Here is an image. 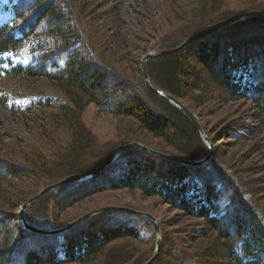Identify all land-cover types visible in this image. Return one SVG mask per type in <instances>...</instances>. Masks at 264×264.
<instances>
[{
    "label": "trees",
    "instance_id": "1",
    "mask_svg": "<svg viewBox=\"0 0 264 264\" xmlns=\"http://www.w3.org/2000/svg\"><path fill=\"white\" fill-rule=\"evenodd\" d=\"M195 2L180 7L187 10L190 22H184L183 16L176 30L162 34L160 54L148 62L152 84L185 105L189 101L201 106L211 95L229 103L249 101L251 118L259 123L257 133L264 137V17H247L176 52H165L236 14L264 13V0H248L238 7L230 6L232 0L230 5L226 0ZM125 8L123 3L108 7L104 39L96 34L97 10L90 0H15L10 7L13 20L0 24V74L5 68L12 76L48 79L67 98L60 109L72 133L70 145L54 148L47 158L32 163L37 172L45 174L44 185L91 174L118 145L136 142L144 135L160 140L166 148L161 151L177 157L202 160L209 154L188 116L153 92L142 75L139 82L132 81L116 60L110 59L108 50L116 48L126 54L123 50L130 47L127 40L133 35L125 31ZM24 55L30 58L29 64L14 63L13 59ZM126 58L131 59L127 54ZM10 100L8 93L0 92V106H7ZM90 103L129 119L131 131L123 136L129 140L98 150L100 145L81 118ZM221 134L213 137V144L224 138ZM235 136L239 134L231 135ZM255 145L264 149V143L255 141ZM119 156L101 173L67 183L33 202L27 212L33 229L0 209V264H145L149 258L134 248L128 254L127 244L117 243L148 235L146 221L151 220L147 217L107 211L67 231L53 232L73 218L63 222L58 213L95 194L122 189L140 190L143 196L156 197L187 217L203 219L214 242L201 255L207 260L212 256L211 264H264V218L248 197L245 186L249 183H243L232 167L218 163L215 156L203 166L185 165L139 148L125 149ZM31 171L0 158V184L24 178ZM60 206L63 209L59 211ZM163 239L170 240L166 234ZM110 244L115 246L108 249ZM165 245L174 247L173 251L163 253L154 264H183L187 256H193L185 255V248L176 241ZM193 257L198 264L203 261L200 256Z\"/></svg>",
    "mask_w": 264,
    "mask_h": 264
},
{
    "label": "rangeland",
    "instance_id": "2",
    "mask_svg": "<svg viewBox=\"0 0 264 264\" xmlns=\"http://www.w3.org/2000/svg\"><path fill=\"white\" fill-rule=\"evenodd\" d=\"M229 1L231 0H226V4L230 5ZM245 1L248 0H232L230 6L238 7ZM90 2L97 10L95 16L98 21L96 34L102 36V39H104V33L109 24L106 18L108 7L115 3L126 5L122 13L125 31H129L133 36L127 40L130 47L123 51L131 59H127L126 54L116 48L108 50V54H110V59L116 60L117 67L135 82H139L141 75L143 76V57L148 53L155 52L158 55L160 48L158 44L163 40L162 34L166 31L168 34L176 30V25L179 24L178 22L183 16H185L184 20L188 18L187 10L183 12L180 7L196 3L195 0H90ZM224 7L226 8V5ZM12 17L7 0H0V23L10 21ZM190 21L189 18L184 22ZM191 37L184 39L183 43ZM204 37L206 36L202 38ZM18 62L28 63V58L24 55L18 58ZM199 73L205 77L202 72L199 71ZM0 92H6L11 96L7 106H0V158L25 169H32L24 178H15L9 180L8 183L0 184V209L11 212L13 216L22 219V207L31 197L43 188L62 181L61 179L44 185L46 183L44 182L45 174L43 176L41 172H37L38 169L32 163L38 158H47L53 153L54 148L62 149L70 145L72 133L67 122L62 118L60 109L61 104L66 102L67 98L59 86L48 79L12 76L5 72V68L0 74ZM187 103L189 106L188 104L186 106L198 116L204 132L213 145L214 155L212 158L215 156L214 159L217 158L218 163L232 167V171H237L236 174L243 179V183L245 181L249 183L245 186V190L264 218V149L258 150L255 145V141L264 143V137L257 133L259 123L251 118L250 102L243 100L229 103L221 96L211 95L210 98L206 97L202 101L201 106L194 105L189 101ZM81 118L83 124L94 135L96 143L100 145L98 150L112 147L117 142L129 140L123 138V136H129L124 135L126 132L130 133L131 131L129 119L108 113L94 103L86 106ZM221 131L223 134L220 136L224 138H219L220 140L213 144V137H216ZM236 134L239 136L231 137ZM254 134L255 138L252 136ZM201 137L211 152L212 148L209 142L202 135ZM136 143L147 145L158 151L166 149L160 140L145 135L137 139ZM121 146L125 147L126 144L118 145L117 148ZM125 149L128 148L125 147L120 151L123 152ZM112 155L113 153L106 158L104 164L109 161ZM119 157L118 154L110 162L117 161ZM59 187H54L45 195ZM140 192V190L122 189L98 193L67 208L64 213H58L57 217L65 219L63 220L65 222L72 217L73 221L99 207L115 205L134 208L138 213L132 214L151 220V223L146 221L150 232L148 235L142 234L141 240L126 239L116 242L117 245L127 244L129 249L126 250V253L131 254V248H134L144 258L150 259L155 253L158 240H160L161 248L158 257H161L164 255L163 253H171L174 249V247L165 244H174L176 241L185 248L183 252L185 255L200 256L203 259L200 264H211L214 260L212 256L207 257L209 259L207 260L201 255L204 253L202 250L212 247L214 242V237L209 236L210 230L205 228V221L187 217L179 210L169 208L168 205L161 203L158 198L143 196ZM31 205L25 210L26 217L27 212L32 208ZM61 209H63L62 206L58 210ZM67 215L71 216L67 218ZM204 232L208 234L204 235ZM164 234H166V238L170 239L169 241L163 239ZM28 244H30V240L26 245ZM114 244H110L108 249L113 248ZM193 256H187L183 264H198Z\"/></svg>",
    "mask_w": 264,
    "mask_h": 264
},
{
    "label": "water",
    "instance_id": "3",
    "mask_svg": "<svg viewBox=\"0 0 264 264\" xmlns=\"http://www.w3.org/2000/svg\"><path fill=\"white\" fill-rule=\"evenodd\" d=\"M252 16H260V17H264V13L263 12H257V11H253V12H245V13H240V14H236L226 20H223L222 22L218 23V24H214L206 29H204L203 31L199 32L198 34L194 35L193 37H191L190 39H188L185 43H183L182 45H180L179 47L175 48V49H171V50H168V51H165L167 53H172V52H176L178 50H180L181 48H183L184 46L190 44L191 42L199 39V38H202L203 36H206L214 31H218V30H221L225 27H228L232 24H235V23H238V22H241V21H244L247 17H252ZM160 54V53H159ZM158 54V55H159ZM162 54V53H161ZM154 56H157V54L155 53H148L142 60V69H143V75L145 77V80H146V83L148 85V87L153 91L155 92L156 94H158L159 96H161L163 99L167 100L168 102L172 103L173 105H175L177 108H179L186 116H188L189 119H191V121L196 125V127L198 128L199 132L201 133V135L209 142V145L210 147L212 148L211 152H209V154L202 160H190V159H185V158H182V157H177L175 155H171V154H168V153H164V152H161V151H158V150H154L152 148H150L149 146L147 145H144V144H141V143H132L130 145H126L125 147L127 148H130V147H139L141 149H143L144 151H147L149 153H152V154H155V155H158L160 157H163L165 159H168V160H171V161H175V162H178V163H182V164H185V165H191V166H197V165H202L204 164L206 161H208L209 159L212 158V156L214 155V148H213V145L211 143V141L209 140V138L207 137L206 133L204 132V129L202 127V124L198 118V116L193 113L186 105H184L182 102H180L178 99H176L174 96L164 92V91H160L158 89H156L151 81H150V78H149V74H148V70H147V63L149 61L150 58L154 57ZM123 146L121 147H118L114 150L113 152V155L112 157L109 159V161H107L105 164L102 165V167H100L98 170L92 172L93 175H96L98 174L99 172H101V170H103V168L111 161L113 160V158L115 156H117L122 150L123 148H125ZM88 175H75V176H71V177H68L58 183H54L52 185H49L45 188H43L39 193H37L36 195H34L33 197H31L25 204L24 206L22 207V214H21V217H22V221L24 223V225L26 227H28L29 229H33L28 220H27V217H26V214H25V210L26 208L32 204L34 201L38 200L39 198H41L45 193H47L48 191H50L51 189H53L54 187L56 186H60V185H63V184H66V183H70V182H73V181H79V180H83L87 177ZM111 210H122V211H130V212H133V213H138L137 211H135V209H130V208H127V207H122V206H106V207H99L95 210H92L80 217H78L77 219L73 220L72 222H70L69 224H67L65 227L59 229V230H56V231H53V232H63L64 230H66L67 228L81 222V221H84L85 219L89 218L90 216H92L93 214L95 213H99V212H104V211H111ZM152 217V216H151ZM160 248H161V242L160 240H158L157 242V245H156V250H155V253L154 255L145 263V264H153L157 257H158V254L160 252Z\"/></svg>",
    "mask_w": 264,
    "mask_h": 264
},
{
    "label": "bare ground",
    "instance_id": "4",
    "mask_svg": "<svg viewBox=\"0 0 264 264\" xmlns=\"http://www.w3.org/2000/svg\"><path fill=\"white\" fill-rule=\"evenodd\" d=\"M111 211H116V210H111ZM99 213H100V212H99ZM99 213H95V214H93L92 216H94V215H96V214H99ZM92 216H90V217H92ZM81 222H83V221H81ZM81 222H79V223H77V224H75V225H73V226H71V227L67 228V229H66V230H64V231H67V230H69V229H71V228L75 227L76 225L80 224Z\"/></svg>",
    "mask_w": 264,
    "mask_h": 264
}]
</instances>
